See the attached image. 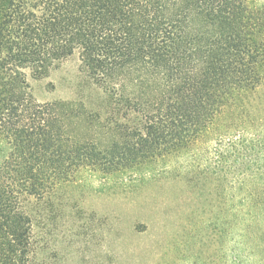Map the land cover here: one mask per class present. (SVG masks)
Returning a JSON list of instances; mask_svg holds the SVG:
<instances>
[{
	"label": "trees",
	"instance_id": "obj_1",
	"mask_svg": "<svg viewBox=\"0 0 264 264\" xmlns=\"http://www.w3.org/2000/svg\"><path fill=\"white\" fill-rule=\"evenodd\" d=\"M261 1L0 0V264L25 260L21 195L188 149L225 111L261 118L215 133L237 153L218 226L230 237L227 263L264 264V100L248 99L264 87ZM73 55L104 95L102 117L30 92L28 76Z\"/></svg>",
	"mask_w": 264,
	"mask_h": 264
},
{
	"label": "rangeland",
	"instance_id": "obj_2",
	"mask_svg": "<svg viewBox=\"0 0 264 264\" xmlns=\"http://www.w3.org/2000/svg\"><path fill=\"white\" fill-rule=\"evenodd\" d=\"M27 82L37 102L105 112L102 91L79 70L76 55ZM248 99L263 101L264 87ZM229 112L188 149L110 174L82 170L47 194L21 195L17 210L28 236L23 264H228L230 237L223 240L218 226L222 202L228 211L234 191L237 153L227 151L226 140L216 145L215 133L261 119ZM221 165L224 183L217 176Z\"/></svg>",
	"mask_w": 264,
	"mask_h": 264
}]
</instances>
